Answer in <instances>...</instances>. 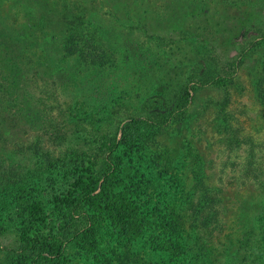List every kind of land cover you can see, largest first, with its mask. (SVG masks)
<instances>
[{
	"label": "trees",
	"instance_id": "1",
	"mask_svg": "<svg viewBox=\"0 0 264 264\" xmlns=\"http://www.w3.org/2000/svg\"><path fill=\"white\" fill-rule=\"evenodd\" d=\"M119 1L125 3L121 6L124 10L121 19L116 17V9L113 8ZM125 1L25 0L23 6L32 11L33 20L24 32L16 31L13 26L15 21L0 15V125L3 119L1 113L13 111L12 108L20 105L16 73L30 71L31 75L35 71L33 78H48L41 71L44 61L37 58L46 52V41L50 42L52 53L56 52L57 55L53 60L50 59L52 63L49 68L52 71L60 73L66 65L70 68V82L78 80L82 70L91 71V82H99L100 85H103L104 78L111 76L112 71L124 76L134 73L144 76L156 67V59H149L153 65L149 69L147 57L134 53L126 57V60L123 59L131 62L130 69L121 70L122 63L117 61L115 55L127 40L134 42L131 49L136 52L142 49L144 43L147 46L151 44L154 50L151 59L158 57L157 54L160 55L170 44H175L168 47L170 53L180 52V45L185 43L192 44L197 50L192 63L185 67L182 75H178L174 88L169 91L163 89L162 93L153 91L145 99L137 100L142 112L136 116L126 115L122 121L118 118L111 121L110 116L116 110L109 112L104 127L92 135L97 144L91 152L79 151L70 144L64 146L61 143L67 132L63 123H53L51 128L43 127L41 133H37L28 143H15L0 130V142L10 145L14 156L0 157V231L12 229L17 237L11 247L0 249V264H75L70 260V252L77 249L85 253L93 251L91 258L94 260L101 245L98 238L107 234V231L123 239L129 247L131 244L136 245L133 249L138 248L156 257L162 264H189L190 253L185 248L183 238L176 231L170 233L177 212L188 214V233L193 235L205 232L207 238L217 232V245L221 244L222 238H227L225 234L219 237L222 231L220 217L223 214L219 191L205 183L204 160L189 143H181L184 151L189 150L177 151L170 166H167L170 172L161 167V172L157 169V188L154 192L145 191V207L142 209L136 205L143 195L140 185L135 183L131 186L129 181L126 185L128 189L118 191L113 180L119 176V154L135 155L138 160L147 163L149 156L145 157L146 149L151 147L154 138L161 131L172 127L182 129L189 117L193 116L189 109L194 95L206 88L223 91L221 101L208 100L203 110L210 107L213 109L214 124L217 131L220 129L224 135L226 152L237 150L240 144L249 145L243 168V175L246 176L253 163L254 146L249 137L239 133L240 129L234 126L236 118L226 111L230 102L228 90L236 79L243 59L254 54L258 47L264 46V26L245 28L238 43V51L229 56L222 54L214 42L213 37L226 29H220L219 22L210 24L215 10L205 6L207 0H159V5L153 6L152 11L148 10L147 1L150 0ZM153 1L155 4L158 0ZM220 1L227 4L226 0ZM247 2L235 0L231 4L236 3L238 6ZM142 4L147 7L145 14L150 20L162 24L179 21L181 27H177L178 31H170L161 36L151 33L147 19L140 20L131 11L132 6L140 7ZM208 7L213 10L210 17L207 16L208 11L205 12ZM101 17L107 19L108 24L112 19L115 20L118 28L112 26L108 29L102 25ZM28 36H32L33 40L28 39ZM138 37L141 39L137 40ZM38 43L40 45L37 46ZM154 48L160 50L157 52ZM157 70L154 69L155 78L161 82ZM253 76L254 96L264 105V54L260 56L259 70ZM112 82L114 87H109L118 93L111 99L112 103L123 105L125 101L130 102L131 93L119 90L123 86L119 76ZM29 126L33 128V125ZM73 129L87 131L82 121H77ZM191 150L192 159H189L186 154ZM86 159L93 161L95 170H86L88 175L84 178L82 170L78 169ZM154 166L158 164L155 162ZM58 177L61 182L65 180L66 185L71 180L70 189L63 192L59 199L54 197L53 203L57 202V206H53L45 217V206L50 201L47 199L42 202L38 193L45 192V188L52 190L51 183L56 184ZM262 183H257L262 191L258 195L256 212L251 218L252 237L243 246L246 253H229L221 244L217 255L213 257L209 251L210 254L204 256L203 264H264ZM151 186L154 189L156 184ZM157 194L164 196L163 200L167 198V201L162 202L163 210L159 213V220H153L152 211L147 212L145 202L150 201V198L153 200ZM44 218L48 219L47 223ZM156 222L168 231H156L160 228ZM40 225L43 228L48 226L47 231L40 229ZM224 253L227 255L222 257ZM107 258L109 260L110 256Z\"/></svg>",
	"mask_w": 264,
	"mask_h": 264
},
{
	"label": "rangeland",
	"instance_id": "2",
	"mask_svg": "<svg viewBox=\"0 0 264 264\" xmlns=\"http://www.w3.org/2000/svg\"><path fill=\"white\" fill-rule=\"evenodd\" d=\"M226 1L227 4H223L220 0H215L213 4V0H207L205 6H211L215 10L210 24L214 25L219 22L218 27L226 29L221 34L219 32L213 37L216 40L214 42H216L217 49L222 54L231 56L238 51L240 37L245 28L264 26V0H247V3L238 6L236 3L231 4L235 0ZM147 2L149 4L148 10L152 11L153 6L159 5L160 1L158 0L155 4L153 0ZM25 3V0H0V15L8 20L15 21L13 26L16 31L22 30L24 32L32 24L33 14L32 11L23 6ZM124 4V2L119 1V4L113 6L116 9L118 19L123 16L124 10L121 9V6ZM146 9L147 7L144 4L140 7H131L132 13L138 16L140 20L145 21L147 19L146 22L151 33L161 36L170 31H178L177 27H181L179 21L174 24H162L155 22L152 16L151 19L153 20H150L149 16L145 14ZM209 10L211 9L208 7V10L205 11H208V17L212 15L210 12L213 11ZM101 18L102 25H105L108 29L112 26L118 28L115 20L112 19L111 23L108 24L107 19ZM28 39L33 40V37L28 36ZM139 39L141 37L137 38V40ZM49 43L48 41L45 42L46 52L39 54L37 57L44 61V67L42 66L43 70L41 71L45 72L48 78H33L35 71L31 72V75L30 71L27 70V72L24 71L20 74L16 73V87L20 105L12 108L13 111L1 113L3 119L1 120L0 130L8 139H13L15 143H28L37 133H41L43 127L49 126L51 128L50 126L53 123H63L67 132L61 143L64 146L70 144L79 151L90 152L94 150L97 144L92 135L98 133L100 128L104 127L103 124L108 118L109 112L116 110L114 111L115 114L110 116L111 121H114L113 119L117 120V118L122 121L126 115L136 116V114L142 112L139 106L140 103L138 104L139 99H145L153 91L162 93L163 89L169 91L168 89L174 88L178 75L183 74L185 67L192 63L197 54V50L190 43L179 44L181 51L176 54L170 53L168 47L175 45L170 44L164 48L160 55L157 54L160 49L154 48L158 57L151 59L154 51L151 44L147 46L144 43L142 49L136 52L131 49L134 42L127 40L122 44V49H119L115 55L117 61L122 63L121 70H128L132 66L130 61H124L126 57L134 53L145 55L147 57L146 62L149 61L147 65L149 69L153 66L150 60L156 59L155 68L158 69L159 73L157 75L162 78V81L160 82L159 78H155L154 68L148 74H143L144 76H139L140 74L136 73L124 76L112 71L111 76L104 78L103 85H100L99 82H91L93 75L91 71L82 70L79 79L75 82H70V68H67L66 65L61 68L60 73L52 71L49 68L52 63L51 60L57 55L56 52L52 53ZM262 54H264V46L258 47L254 54L243 59L242 65L236 74V79L228 90L230 102L226 111L229 114L232 113L231 116L236 118L234 126L238 130L240 129L239 133L244 137H249L254 146L252 151L253 163L246 176L243 175V168L245 166L246 150L249 145L240 144L237 150L231 153L226 152L223 145L224 135L220 129L217 131L214 124L213 109L210 107L203 110L206 101H221L223 91L206 88L194 95L189 109L190 115L193 116L192 118L189 117L188 123L182 129H173L172 127L161 131L154 138L151 147L146 149L145 157L149 156L146 159L147 163H144L141 159L138 160L135 155L119 154V176L113 180V185L118 191L128 189L126 185L129 181L132 183L131 186L135 183L139 184L143 195L137 200L136 205L142 209L145 207L143 202L145 191L147 190L150 193L157 188L156 180L159 179L157 169L160 170L161 167V169L170 172V168L167 166H170L177 151L185 152L189 150L184 151L181 143L183 145H186V142L189 143L190 147H193L204 160L205 183L219 191L220 207L223 209V214L220 217L222 231L219 237L222 238V234L227 237L222 238L221 244L229 253H239V255L246 253L243 246L246 240L250 241L253 234L251 218L256 212L258 195L262 191L258 188L257 183L263 181L262 185L264 186V105L256 100L252 86L253 75L259 70ZM117 76L123 84L119 90L124 89V91L131 93L130 97L132 98L130 102L128 100L123 105L121 104L122 106L111 101L118 95L117 92L112 91L114 87L112 80ZM110 85L112 88L109 87ZM140 91L144 92V96H142V92L139 95ZM77 121H82L87 131L81 132L73 129ZM30 124L33 125V128L29 126ZM38 127L41 128L37 130ZM106 129L109 128L106 126ZM177 130L178 133H176ZM67 142L68 144H66ZM11 149L7 143L0 142V157H14ZM186 155L189 159H192V150L187 152ZM86 160L84 165L78 169L82 170L84 178L88 175L86 170H95L92 164L93 161L91 159ZM155 162L158 164L157 167L154 166ZM183 172H186L185 168H183ZM62 183H64L63 186H61ZM69 183H71V180L66 185V181L61 182V178L58 177L56 184L55 182L51 183L52 190L45 188V192L38 193V197L42 202L47 199L50 201L45 206L46 213H43L45 217L53 206H57V202L53 203L54 197L59 199L63 192L70 189ZM153 183L156 184L154 189L151 186ZM163 198L164 196L157 194L153 197V200L150 198V201L145 202L147 212L152 211L153 220H159V213L163 210L162 202L167 201V198L165 200ZM177 215V218H174L175 223L172 222V226H170V231H172L169 232L173 234L176 231L183 238L185 248L190 253L189 264H203L204 256L209 251L213 254V257L217 255V252L221 250V244L217 245V232L212 233L213 236L207 238L205 232L192 235L186 229L190 223V221L188 222V214L177 212ZM44 220L47 223L48 219L44 218ZM156 223L160 227L155 229L156 231L159 229L164 232L168 231L161 228L158 222ZM39 227L45 229L44 231L48 229V226L43 228L40 225ZM98 239H100L98 241L101 245L99 251L95 254L96 259L91 258L93 251L85 253L77 249L70 252V260L75 264H100L101 262L105 264H162L156 257H151L150 254L142 252L138 248L133 249L137 247L136 245L131 244V247H129L130 245H126L123 239L112 236L108 231L107 234H102ZM16 240V233L12 229H2L0 231V249L11 247ZM225 255L227 254H222V257ZM107 256H110L109 260H107Z\"/></svg>",
	"mask_w": 264,
	"mask_h": 264
}]
</instances>
